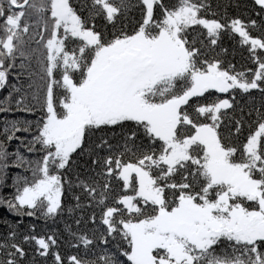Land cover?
Segmentation results:
<instances>
[{"label": "snow or ice", "instance_id": "obj_1", "mask_svg": "<svg viewBox=\"0 0 264 264\" xmlns=\"http://www.w3.org/2000/svg\"><path fill=\"white\" fill-rule=\"evenodd\" d=\"M0 90V264H264V0H0Z\"/></svg>", "mask_w": 264, "mask_h": 264}, {"label": "trees", "instance_id": "obj_2", "mask_svg": "<svg viewBox=\"0 0 264 264\" xmlns=\"http://www.w3.org/2000/svg\"><path fill=\"white\" fill-rule=\"evenodd\" d=\"M249 2H250V0H249ZM235 62H237V63H239L240 62V57L239 56H237V58H236V61ZM0 93H2V90H0Z\"/></svg>", "mask_w": 264, "mask_h": 264}]
</instances>
